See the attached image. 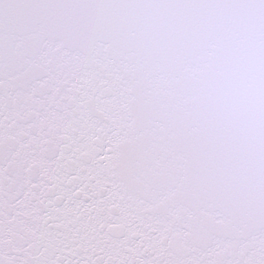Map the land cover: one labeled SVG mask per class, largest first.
<instances>
[{"label":"snow or ice","instance_id":"6c2138e0","mask_svg":"<svg viewBox=\"0 0 264 264\" xmlns=\"http://www.w3.org/2000/svg\"><path fill=\"white\" fill-rule=\"evenodd\" d=\"M0 264H264V0H0Z\"/></svg>","mask_w":264,"mask_h":264}]
</instances>
